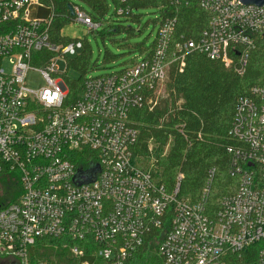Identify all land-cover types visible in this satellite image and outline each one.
Returning a JSON list of instances; mask_svg holds the SVG:
<instances>
[{"label":"built area","instance_id":"1","mask_svg":"<svg viewBox=\"0 0 264 264\" xmlns=\"http://www.w3.org/2000/svg\"><path fill=\"white\" fill-rule=\"evenodd\" d=\"M155 1L116 0L115 15L130 16L139 11L134 4ZM189 1L169 0V11L158 7L152 48L119 71L85 78L80 95L70 98L57 62L82 42L52 41L58 14L44 0H0V174L17 176L20 185L17 199L0 205V259L129 264L158 232L160 264H242L244 257L264 264V85L235 104L231 194L212 202V170L192 201L180 193L181 174L167 188L153 161L144 164L133 153L138 131L131 114L152 110L171 67L182 72L197 53L242 75L264 35V4L196 0L211 15L206 28L195 39L175 38L178 7ZM69 6L71 21L88 32L102 26L82 7ZM29 71L41 76L42 87L27 88Z\"/></svg>","mask_w":264,"mask_h":264},{"label":"trees","instance_id":"2","mask_svg":"<svg viewBox=\"0 0 264 264\" xmlns=\"http://www.w3.org/2000/svg\"><path fill=\"white\" fill-rule=\"evenodd\" d=\"M92 12H87L94 20L100 21L107 11L106 0H83ZM116 3V0H112ZM169 0H156L134 4L136 9L148 6L165 7L171 10ZM52 5L58 14L51 28L52 41L68 44L82 40H71L60 36V29L71 22L68 0H44ZM126 20L138 21L139 14L117 16ZM178 24L174 33L175 38L195 39L207 26L210 13L202 10L191 0L181 3L176 14ZM113 29V30H110ZM128 29H130L128 27ZM122 27L109 26L107 33L114 34ZM98 32V31H97ZM96 32V33H97ZM154 42L152 43L153 46ZM151 46V48H152ZM140 52L145 48L136 45ZM85 52L69 62L77 69L85 70ZM68 65V63H67ZM65 83L70 98L80 95L81 84L85 78L70 80L66 74ZM264 85V35L256 39L255 48L249 55V61L242 75L232 69L225 68L221 63L211 61L206 57L191 53L185 68L179 72L171 67L168 78L158 93H155L156 104L152 110L139 109L131 114L135 128L138 131L137 141L133 149L135 156L141 159L153 160L154 172L167 188H171L179 174L181 180L180 193L185 198L196 201L201 190L214 170L211 190L212 202L231 194L237 180L229 174L232 156L228 153L235 143L229 137L234 108L240 97L247 96L252 86ZM167 147V149H166ZM6 177L3 182L7 188V205L14 202L19 193L18 177L10 174H0ZM166 227L164 230L166 231ZM162 233L154 232L145 244L132 257L129 264H160L156 254V236ZM254 257H244L242 264L254 263ZM0 261H3L0 259Z\"/></svg>","mask_w":264,"mask_h":264},{"label":"rangeland","instance_id":"3","mask_svg":"<svg viewBox=\"0 0 264 264\" xmlns=\"http://www.w3.org/2000/svg\"><path fill=\"white\" fill-rule=\"evenodd\" d=\"M69 4L82 7L86 12L91 13L92 9L83 0H68ZM107 11L100 18L102 26L98 32H88L86 26L75 22L66 24L62 29V36L71 40H82L85 44L84 48H76L74 55H69L66 59L57 62L60 72L65 71L66 76L70 80H79L80 78L96 77L100 75L110 74L119 71L131 60L141 55L140 50H136V45L141 44L145 50H149L155 40L158 24L156 19L160 12L158 7L148 6L139 9L135 14H139L138 21L126 20L122 17L115 16V4L112 0H106ZM122 27L124 30H118L114 34L107 33L109 28ZM128 27L130 29H128ZM113 30V29H110ZM144 50V51H145ZM85 52L86 66L85 70H80L69 62L77 56ZM10 57L3 60V68L7 73L11 71ZM68 63V65H67ZM67 69V70H66ZM25 84L27 88L36 90L44 85L41 76L29 71L26 75ZM146 162H145V161ZM141 160L144 164L152 163L151 160ZM6 177H0V203L8 202L10 197H7ZM8 200V201H7ZM0 264H8L6 260L0 261Z\"/></svg>","mask_w":264,"mask_h":264},{"label":"water","instance_id":"4","mask_svg":"<svg viewBox=\"0 0 264 264\" xmlns=\"http://www.w3.org/2000/svg\"><path fill=\"white\" fill-rule=\"evenodd\" d=\"M243 5H254V6H262L264 4V0H239ZM70 14L73 15L72 8L69 6ZM92 180L91 177L85 178V181Z\"/></svg>","mask_w":264,"mask_h":264},{"label":"flooded vegetation","instance_id":"5","mask_svg":"<svg viewBox=\"0 0 264 264\" xmlns=\"http://www.w3.org/2000/svg\"><path fill=\"white\" fill-rule=\"evenodd\" d=\"M1 204V203H0Z\"/></svg>","mask_w":264,"mask_h":264}]
</instances>
